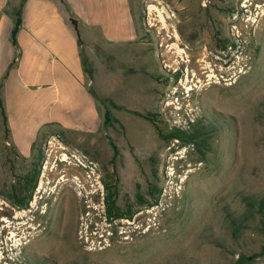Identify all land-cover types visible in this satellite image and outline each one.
<instances>
[{
  "label": "rangeland",
  "instance_id": "rangeland-1",
  "mask_svg": "<svg viewBox=\"0 0 264 264\" xmlns=\"http://www.w3.org/2000/svg\"><path fill=\"white\" fill-rule=\"evenodd\" d=\"M59 1L95 119L17 144L0 106V264H264V0H127L117 40Z\"/></svg>",
  "mask_w": 264,
  "mask_h": 264
},
{
  "label": "crops",
  "instance_id": "crops-1",
  "mask_svg": "<svg viewBox=\"0 0 264 264\" xmlns=\"http://www.w3.org/2000/svg\"><path fill=\"white\" fill-rule=\"evenodd\" d=\"M20 0H0V79L14 56L11 7ZM81 22L98 27L105 40L133 36L127 0H66ZM59 0H25L17 32L18 62L3 85L4 106L13 139L28 143V129L46 123L83 128L95 119L93 99L84 84L76 28Z\"/></svg>",
  "mask_w": 264,
  "mask_h": 264
},
{
  "label": "trees",
  "instance_id": "trees-1",
  "mask_svg": "<svg viewBox=\"0 0 264 264\" xmlns=\"http://www.w3.org/2000/svg\"><path fill=\"white\" fill-rule=\"evenodd\" d=\"M25 0H20L19 3L17 5H14L11 7V10H10V15L13 19V27H12V30H11V34H10V39H11V43L13 46H15V52L17 54V51H16V48H17V32L20 28V25H21V21H22V7H23V4H24ZM79 43H80V40H79ZM230 45V44H229ZM227 46V43L224 42V44L222 45V48L224 49L225 47ZM221 48V49H222ZM79 55H80V58H81V63H82V66H83V69L86 71V57L83 56L80 52H79ZM17 55H15L13 61L9 64L8 66V69H10L13 65V63L15 62V60L17 59ZM7 73H8V70L3 74V76L1 77L0 79V106H1V111H2V115H3V120H4V125L5 127H8V124H7V118H6V114L4 112V109H3V106H2V90H3V85H4V80L7 76ZM105 122H109L112 117L111 113L106 109L105 111ZM200 136L199 135H189L186 133V130L184 129H179V128H174L173 130L170 131V133L168 134V138L169 140L170 139H181V140H185V142H192V141H197L196 139L199 138ZM36 177H37V172L35 174H33L30 178H28L27 180V184L26 186H22L24 187V191L26 192L25 194H23L21 197H17L14 195V197H16V201L15 203L18 205V206H27V203L28 201L30 200V197H31V193L35 187V184H36ZM159 193V191L157 192V194ZM139 203H142L143 200L139 197L138 199ZM157 201H158V195H156L154 197V200H153V203L154 204H157ZM112 203V202H110ZM110 203L109 201L107 200V212H106V216L107 218H112V217H115V218H120V217H123V216H127V217H130V215H127V214H121V213H113L112 211V207L110 206ZM262 250L264 251V246L262 248ZM246 260H244L243 256H241L238 260V263L239 264H243L245 263Z\"/></svg>",
  "mask_w": 264,
  "mask_h": 264
},
{
  "label": "water",
  "instance_id": "water-1",
  "mask_svg": "<svg viewBox=\"0 0 264 264\" xmlns=\"http://www.w3.org/2000/svg\"><path fill=\"white\" fill-rule=\"evenodd\" d=\"M71 22L74 24L75 28H76V20L75 19H71Z\"/></svg>",
  "mask_w": 264,
  "mask_h": 264
},
{
  "label": "bare ground",
  "instance_id": "bare-ground-1",
  "mask_svg": "<svg viewBox=\"0 0 264 264\" xmlns=\"http://www.w3.org/2000/svg\"><path fill=\"white\" fill-rule=\"evenodd\" d=\"M161 19L164 20V18L161 16ZM43 239V238H42ZM52 244V243H51Z\"/></svg>",
  "mask_w": 264,
  "mask_h": 264
}]
</instances>
